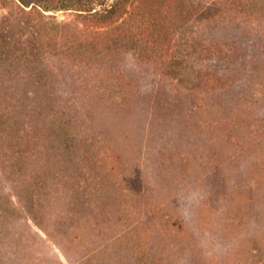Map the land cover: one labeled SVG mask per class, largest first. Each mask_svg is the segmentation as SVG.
Instances as JSON below:
<instances>
[{
    "label": "trees",
    "instance_id": "obj_1",
    "mask_svg": "<svg viewBox=\"0 0 264 264\" xmlns=\"http://www.w3.org/2000/svg\"><path fill=\"white\" fill-rule=\"evenodd\" d=\"M0 7L6 9L0 15V181L10 180L20 220H10L7 205L0 206V264H61L40 253L41 238L27 219L56 233L53 241L69 264H210L207 258L214 264H264V85L248 98L234 97L232 69L224 75L199 68L191 81L203 86L197 90L203 101L191 95L185 113L204 111L203 105L216 104L214 98L241 101L231 108L218 104L224 113L187 130V141L206 131L195 141L201 154L176 167L165 165L172 154L157 150L153 158L146 156L140 189L117 177L133 161L121 160L123 149L130 151L132 141L153 131L145 109L153 118L161 104L178 101L167 89L168 102L146 105L149 97L119 65L123 51L171 84L182 79L186 65L176 53L184 50L200 61L233 64L240 57L238 44L195 42L189 30L250 20L264 26V0H0ZM55 10L70 14L61 20L45 14ZM255 61L248 56L249 63ZM170 113L159 120L167 116L169 125ZM180 126L174 123V133ZM164 172L196 193L189 218L172 206L173 199L168 208L156 200L162 191H145L146 176L159 183ZM201 179L215 180L212 191L196 183ZM1 195L6 196L0 188ZM214 211L219 233L206 238L217 236V248H190L194 230L214 223ZM39 213L44 223L36 219ZM226 239L229 245L221 244ZM193 252L198 257L192 259Z\"/></svg>",
    "mask_w": 264,
    "mask_h": 264
},
{
    "label": "rangeland",
    "instance_id": "obj_2",
    "mask_svg": "<svg viewBox=\"0 0 264 264\" xmlns=\"http://www.w3.org/2000/svg\"><path fill=\"white\" fill-rule=\"evenodd\" d=\"M6 9L0 7V15L5 14ZM69 10H55L47 11L45 14H49L54 16L55 19L61 20L66 19L69 16ZM262 22L260 21H244L243 23L233 26V25H222L221 27H212V28H192L189 30L188 35L192 37L193 40L201 41V40H209V39H217V40H225L229 39L234 41L239 46V54L240 57L233 62V64L225 63L221 60H210V61H200V59L197 57V54L192 53L187 56L186 50L176 53V55L180 54L181 59H184V62H182L184 65V68L182 69V79L179 80L177 83H170L165 77L160 78L161 75H158V72L153 69L150 66H144V65H138L132 59H130V55L127 52V50H124V54H120V61L119 65L120 67L125 71V73L132 75L135 78V84L136 86L144 92L149 97V101L146 103V105H158L161 103L168 102V98L172 97V92H167V89H172L171 91H174L175 93V100L178 99L177 105L173 103L170 106H167L164 104H161V107L163 109H160L156 111L155 113H152L151 115H154L153 118L148 115V108L145 109V112L147 113V118L154 122L155 125L153 126V131L150 133H146L144 131L142 141H132V147L129 151L127 148L123 149L121 160L126 159L127 157L133 158V161H130L128 165H126L120 173H122L119 181L121 183H125V186H129L131 190L134 189H140V184L142 183L141 174H142V161L147 160L146 156H151L152 158L156 154L157 150H160L164 155L165 154H172L169 155L170 157L166 160L165 165L176 167L177 163L186 161L184 158L188 159V157H196L197 155L201 154L200 152L197 153L199 150H202V148L198 147L196 148V139L193 141H187L186 133L187 130H190L191 126L194 123H197L198 121H203L210 119L212 116L221 115L219 112L224 113L223 106H219L218 104H222L228 108V107H235L236 103L241 101L237 98H232L231 96L227 99H223L221 101H217L216 98H214V102L216 104H212L209 108L206 107V105H203L205 107L204 111L198 112V109L194 113H185V110L188 107V101L189 97L191 95H195L198 99V103L203 101L202 94L199 93V88L202 89V87L198 85H193L191 81V77L196 73V71L199 68H207V69H213L218 74H226L228 71L230 72L231 69L233 70V73H230L229 79L233 86L231 89L233 90L234 97L236 96H242V94H245V97L248 98L253 92L254 89L262 87L264 85V71L261 69L262 61L264 63V26L262 27ZM261 41V42H260ZM248 56L253 57V59H256V64L258 63V66L252 63L248 62ZM164 57H167L165 55ZM261 59V60H260ZM260 65V68H259ZM255 66V67H254ZM227 69V70H226ZM157 72V73H156ZM234 74V75H233ZM261 84V85H257ZM249 89V90H248ZM199 90V91H197ZM192 91V92H188ZM197 93H196V92ZM195 92V93H193ZM52 93L56 95V85H53ZM197 94H199L197 96ZM202 96V97H201ZM244 97V98H245ZM243 98V99H244ZM160 99V100H159ZM261 101V98L256 101V104ZM172 106V107H171ZM171 111L169 114L172 121L168 125L167 122V116H163L159 120V116L164 113ZM108 114V113H107ZM106 115V114H105ZM177 116L180 117V119H177ZM178 117V118H179ZM181 123V128L176 130V133H174V123L176 122ZM93 127V124H92ZM204 135H206V131L199 132V139L200 140ZM135 147H138V152L135 153ZM187 147L190 149L188 150ZM48 155L50 158L51 154ZM196 155V156H195ZM60 158V157H59ZM194 159V158H192ZM61 160V158H60ZM194 162V160H193ZM243 165V162L241 164ZM186 166H188V163L186 162ZM50 168L52 170L56 169V164L54 163V160L51 159ZM69 169V168H68ZM170 169V167H168ZM145 173H148L152 175V171H148V168H145ZM48 175L45 179L50 176V170H48ZM71 171V170H65ZM200 171V170H199ZM180 173V172H178ZM185 174H182V177H184ZM118 179V178H117ZM160 181L159 183L154 182V180L148 176H146V186L145 191L152 196L154 191H157L160 193V196L162 198L156 199L159 201H162L166 207H170V203L168 201H171L172 199V206H176L178 211H183L182 213L187 216L186 218H189L188 215L191 212H188V207H190L191 203H194L196 205V193L195 192H186L185 189L187 188V183L182 181L181 179H177L176 177L173 178V180L170 178L168 174L161 173L160 174ZM195 179V178H194ZM193 179V181H194ZM9 179H4L0 181V188L4 190V193L6 196L1 195L0 198V206L4 207V203L7 205V208L5 209L7 213L9 214V219L13 220L15 222H19V217H17L16 212L13 209V206H15L17 209H19V206L11 192L12 186H9ZM56 185V180H51ZM202 179L199 182V185H205V189H208V191H212L211 186L215 183V180H212L210 182V179H206L203 182H201ZM157 198V197H156ZM8 200V203H7ZM212 204V201H211ZM171 206V207H172ZM14 207V208H15ZM169 210L173 211V208H170ZM41 215L43 214H37L36 219L41 222ZM46 220V218H44ZM196 219V218H195ZM198 219V218H197ZM212 219L214 220V223L204 226V229H195L194 235L195 238V244L194 242L189 243V247L197 246L200 248L198 251H209V249L213 248L216 249L218 245V238L217 236L214 238V240L211 242L206 238V235H208L210 232L219 233V229L217 228L219 225L220 220L217 218L216 212H212ZM47 221V220H46ZM27 224L30 227V231L33 233H36L41 240L36 241L38 242V249H41V254L44 256H49L55 260H59L61 264H69L62 253L58 250L56 247V244L54 243L53 239L56 238V233L50 232V229L48 227H44V229L37 227L30 219H27ZM49 223V222H45ZM44 225V224H43ZM48 225V224H46ZM56 226V224H55ZM213 226H215L213 228ZM192 226V230H193ZM46 232L48 234H46ZM234 232L238 233V235L242 232V227L238 226V228L234 229ZM205 237V240L204 238ZM34 240V239H32ZM31 240V241H32ZM39 240V239H38ZM220 242V241H219ZM224 243L225 245H229L228 240H224L221 242V244ZM195 251V250H194ZM223 250H221L222 252ZM190 256H191V251ZM196 252V251H195ZM194 255H192V259L198 257L196 253L193 252ZM175 259V257L173 258ZM27 260H25V264ZM203 259L199 260V263L202 262ZM207 261L210 264H214V260L211 258H207ZM35 264V262L33 263ZM47 264H56L55 261H48ZM173 264H176V261L173 262Z\"/></svg>",
    "mask_w": 264,
    "mask_h": 264
}]
</instances>
